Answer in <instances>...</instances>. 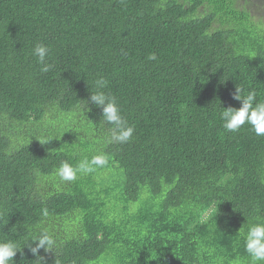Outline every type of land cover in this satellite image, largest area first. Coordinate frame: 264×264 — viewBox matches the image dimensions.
Wrapping results in <instances>:
<instances>
[{"label":"trees","instance_id":"1","mask_svg":"<svg viewBox=\"0 0 264 264\" xmlns=\"http://www.w3.org/2000/svg\"><path fill=\"white\" fill-rule=\"evenodd\" d=\"M239 1L0 0V239L17 242L14 264H251L264 135L227 131L221 113L241 107L237 87L264 102V26ZM99 81L127 143L90 101ZM98 153L95 172L56 176ZM42 231L54 247L33 254Z\"/></svg>","mask_w":264,"mask_h":264},{"label":"clouds","instance_id":"2","mask_svg":"<svg viewBox=\"0 0 264 264\" xmlns=\"http://www.w3.org/2000/svg\"><path fill=\"white\" fill-rule=\"evenodd\" d=\"M33 54L38 57L39 63L43 65L42 71L48 72L53 65L46 62L50 48L46 45L37 43L34 47ZM155 55L149 56V59H155ZM107 87L105 81H99L97 84L98 90L91 91L90 101L97 107L102 109V117L106 124L111 125L108 130V138L112 143H127L134 133V128L130 126L127 120L123 117L118 105L117 98L113 95L105 93L103 89ZM241 88L237 87L234 98L242 102L240 108H223L221 119L223 128L229 132H236L241 129L246 123L251 126L256 135H264V102H257V93L253 90L242 97ZM107 158L103 153L92 155L91 158L84 156L76 165L69 161H61L57 170L56 176L61 182L75 181L79 175H87L95 172L97 168L105 166ZM44 215H47V210H44ZM242 229V228H241ZM240 229V231H241ZM36 243L35 247H30L33 254L39 253L41 248L51 250L54 247L55 241L47 233L42 231L41 235L33 240ZM245 251L250 258L251 264H261L264 262V222L252 224L246 231L244 236ZM20 250L15 240L0 239V264H14V257L17 251Z\"/></svg>","mask_w":264,"mask_h":264},{"label":"rangeland","instance_id":"3","mask_svg":"<svg viewBox=\"0 0 264 264\" xmlns=\"http://www.w3.org/2000/svg\"><path fill=\"white\" fill-rule=\"evenodd\" d=\"M249 7L247 8V12L249 17L255 22L259 23V26H264V0H249ZM240 4H244L246 6L245 0H240Z\"/></svg>","mask_w":264,"mask_h":264}]
</instances>
